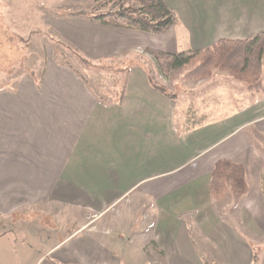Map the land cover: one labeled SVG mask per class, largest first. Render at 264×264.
Instances as JSON below:
<instances>
[{"label":"crops","instance_id":"crops-1","mask_svg":"<svg viewBox=\"0 0 264 264\" xmlns=\"http://www.w3.org/2000/svg\"><path fill=\"white\" fill-rule=\"evenodd\" d=\"M164 3L181 20L180 11L187 16L183 31L172 27L153 35L62 18V40L89 60L115 57L127 63L121 105L102 104L69 69L48 60L40 78L27 76L12 89L0 90V219L8 220V225L0 223V248L13 264H204L189 222L202 233L221 223L215 212L223 202H212L208 193L219 160L242 165L248 185L236 205L230 196L224 199L230 201L224 210L244 229L264 213V156L256 142L264 138V81L258 93H251L229 73L213 71L209 78L187 79L176 95L177 83L150 81L148 66L135 65L138 54L123 55L146 49L176 55L204 50L221 39H251L264 33V0ZM122 31L159 41L129 49ZM56 185L64 202L74 196L106 202L99 207L87 203L96 212L94 223H77L73 234L51 248L43 227L40 237L26 242L25 228L30 229L33 216H49ZM70 205L81 210L74 201ZM144 207L157 216L151 235H145L139 217ZM104 217L107 224L95 226ZM15 232L23 241L7 239ZM71 242L65 250L60 247ZM216 244L223 252L224 243ZM237 249L243 259L236 263L251 264L249 249L241 243Z\"/></svg>","mask_w":264,"mask_h":264},{"label":"rangeland","instance_id":"rangeland-1","mask_svg":"<svg viewBox=\"0 0 264 264\" xmlns=\"http://www.w3.org/2000/svg\"><path fill=\"white\" fill-rule=\"evenodd\" d=\"M90 3L91 0H0V86L13 88L15 82L24 77L31 76V71L37 78H40L47 60L55 62V55L48 37L54 40L64 39L62 37V31H64L65 22L60 15L65 12L71 13L78 10H89ZM146 4V0H123V7L129 5L134 8H141L145 7ZM98 5H102L101 2H99ZM173 12L176 14L180 23L179 27L174 28L175 31L176 29L177 31H183L182 29L184 28L181 22L182 20L187 22V16L180 11V16L183 18L181 20L176 11ZM109 20L114 23L125 24V21L121 19L109 18ZM184 33L188 35L189 31L184 30ZM30 35L31 44L30 47L26 49L22 44L18 43L17 39H26L29 38ZM122 36L126 39L125 45L129 49L148 47L156 44L155 41H159L157 38L126 31H122ZM165 39L166 37L161 40L164 41ZM59 51L61 54V57H59L60 61L64 59L66 63L80 73L98 96H111L116 78L110 74L86 69L68 51L63 49ZM151 52L155 51L146 49L141 50L140 53H136L131 50L130 52H125L123 55L125 57H135V55L138 54L140 57L147 58L149 63H144V65L148 66L150 69L151 77L161 84H164V82L167 83L168 81L172 84L173 82L177 83L174 94H181L182 90L188 85L187 79L184 76L189 68L167 70L164 65L165 59H161V64L158 65V62L150 55ZM151 60H153L152 63ZM263 81L264 65L262 83ZM256 142H258V148L264 156V138ZM70 188L74 190L73 186H70ZM54 191L55 192L50 191V202L47 206V209H49V216H47L45 212L33 216L32 221H34L28 225L32 230L25 228L27 231L26 242L29 241V239L32 241V239L35 240L37 237H40L39 228L43 227L49 230L47 246L51 248L65 237L73 234L74 231L77 230L78 224H89L93 222L94 217L97 215H95L96 212H94V209L89 210V203L90 205L91 203L94 205L97 204L96 207H99L106 202V200L103 199L97 201L83 200L77 196L73 197L75 198L74 200L70 199L64 202L60 196L57 197V185ZM68 197H71V195ZM227 197H229V195H226L220 200L223 202V205L218 208L215 214L221 223L218 222L219 224L213 228L215 230L212 232H199L193 227L194 224L191 223L190 217H182L184 223L190 221L189 235L191 239L197 243L198 250L203 252V256L205 257L204 264H237V261L241 262L243 257L240 251H242V249H237L238 243H241L249 249L250 254H248V256L251 258V264H264V213L260 211L257 217H254L255 226L252 224L247 229H244L239 221L235 219V215L231 211L226 212L224 210V207L228 206L230 202L224 200ZM73 201L76 205H80L79 209L81 210L76 209V206L70 205ZM129 203H132V201L130 200ZM228 208H230V206H228ZM139 217L142 219L145 235H151L154 227L157 225L156 222H154L157 216L154 215L152 210L148 207H144ZM107 218L108 217H104L100 219L96 222L95 226L106 225ZM0 223L8 225V220L0 219ZM90 225L91 224L87 227ZM13 234H16V232L8 235L7 239L12 241H18L20 239L23 241L24 237L19 235L14 236ZM44 237L45 233L42 235L43 241L45 239ZM73 243L74 242H71L67 245L62 243L60 247H64L65 250ZM216 243H224L225 248L223 252L213 247V245H217ZM149 246L151 249V242ZM44 250L45 248H43V251ZM229 260H231V262H229ZM0 264H13L3 247L0 248Z\"/></svg>","mask_w":264,"mask_h":264},{"label":"trees","instance_id":"trees-1","mask_svg":"<svg viewBox=\"0 0 264 264\" xmlns=\"http://www.w3.org/2000/svg\"><path fill=\"white\" fill-rule=\"evenodd\" d=\"M99 2L102 5H98ZM146 2L145 7L134 8L129 5L123 7V0H91L89 10H78L71 13L65 12L60 16L62 18H80L102 26L124 28L153 35H162L172 27H179L180 23L176 14L166 6L163 0H146ZM109 18L121 19L125 21V24L114 23ZM29 38H18L17 40L24 48L28 49L31 44V35ZM48 40L55 55V62L69 69L79 80L88 86L92 94L96 95L97 93L92 88H89L87 80L71 65L66 63L64 59L60 61V49L68 51L86 69L110 74L116 78L113 84L114 90L110 97L98 95L96 97L104 105L112 103L122 104L130 72L129 68H123L127 64L124 60L114 57L99 62L92 61L62 39L54 40L48 37ZM150 55L158 62V65L161 64V59H165L164 65L167 70L189 68L184 76L188 80L209 78L213 71H219L229 73L234 78L239 79L248 92L258 93L262 89L264 33L245 40L221 39L204 50H190L176 55L151 52ZM137 58V60H134L135 65L143 67L145 66L144 63H149L147 58L140 56ZM30 75L29 77L32 79H37L32 71ZM153 87L167 96L163 87L156 84H153ZM4 89L12 88L0 86V90ZM261 187L264 192V175L262 176ZM208 193L213 202H218L226 195H229L234 201V205H236L248 193L244 167L228 160L217 161L210 175Z\"/></svg>","mask_w":264,"mask_h":264}]
</instances>
